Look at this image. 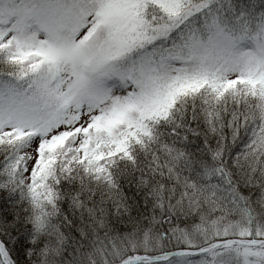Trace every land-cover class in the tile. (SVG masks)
Masks as SVG:
<instances>
[{
	"label": "snow or ice",
	"instance_id": "snow-or-ice-1",
	"mask_svg": "<svg viewBox=\"0 0 264 264\" xmlns=\"http://www.w3.org/2000/svg\"><path fill=\"white\" fill-rule=\"evenodd\" d=\"M0 264H264V0H0Z\"/></svg>",
	"mask_w": 264,
	"mask_h": 264
}]
</instances>
